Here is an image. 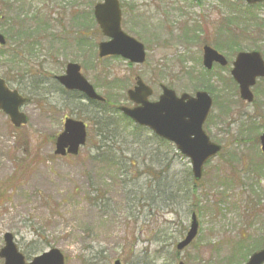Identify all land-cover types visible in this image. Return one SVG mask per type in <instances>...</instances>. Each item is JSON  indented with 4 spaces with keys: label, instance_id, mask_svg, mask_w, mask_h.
Returning <instances> with one entry per match:
<instances>
[{
    "label": "rangeland",
    "instance_id": "1",
    "mask_svg": "<svg viewBox=\"0 0 264 264\" xmlns=\"http://www.w3.org/2000/svg\"><path fill=\"white\" fill-rule=\"evenodd\" d=\"M119 1L122 30L145 47L142 65L98 58L97 45L107 39L92 21V9L102 0H0V21L9 22L14 40L40 41L33 56L14 40L0 50V78L30 100L22 108L28 122L19 129L0 113V249L3 235L11 233L27 262L37 241L44 251L58 249L65 264H245L253 241L264 238L258 142L264 132V79L251 89L254 103L247 105L239 100L230 66L207 72L201 57L208 45L229 62L239 50H258L264 59V25L246 26L250 18L264 19V3ZM19 25L25 35H16ZM67 63L79 65L109 103L103 118L116 131L107 145L89 121L100 109L64 94L53 79ZM136 77L152 88L150 102L161 94L160 84L176 95H193L203 83L211 90L203 129L222 150L204 165L197 184L189 160L172 144L117 112L131 105L126 92ZM67 117L86 123L88 139L78 156L60 158L53 155L52 138ZM97 156H112V162ZM193 212L198 235L177 254Z\"/></svg>",
    "mask_w": 264,
    "mask_h": 264
},
{
    "label": "water",
    "instance_id": "2",
    "mask_svg": "<svg viewBox=\"0 0 264 264\" xmlns=\"http://www.w3.org/2000/svg\"><path fill=\"white\" fill-rule=\"evenodd\" d=\"M198 1V0H193ZM248 4L263 2L264 0H244ZM94 18L108 41L98 44V57H121L131 64H143L145 61L144 46L134 38L128 36L121 29V9L118 0H103L94 7ZM5 40L0 35V45ZM214 63L220 66L227 64L226 60L210 47H203L202 65L210 70ZM231 76L238 85L239 98L251 103L253 95L250 88L254 86L256 78L264 77V62L258 52L238 53L232 63ZM65 89L76 90L88 100L104 102L95 93L93 87L80 74L77 64H67L65 74L55 78ZM162 94L157 102H149L152 95L149 87L137 78L135 87L127 92L128 99L135 107L121 106L119 111L129 117L135 124L150 129L159 138L172 142L177 150L190 160L193 179L198 181L202 177L203 165L220 152L221 147L212 143L204 133L202 126L211 107V99L207 93L200 91L195 95L175 93L161 86ZM18 92L10 91L0 79V112L6 115L15 128L27 123V117L20 112V107L27 102ZM86 127L82 121L67 118L62 132L56 137L54 155L64 157L76 156L79 148L85 145ZM260 149L264 157V133L259 137ZM198 222L193 213L190 226L185 237L176 245L178 252L186 249L195 239ZM4 246L0 249V259L3 264H64V257L56 249H50L34 257L29 263L18 251L13 236L5 233ZM114 264H119L115 262ZM182 264V263H179ZM246 264H264V248L252 254Z\"/></svg>",
    "mask_w": 264,
    "mask_h": 264
},
{
    "label": "trees",
    "instance_id": "3",
    "mask_svg": "<svg viewBox=\"0 0 264 264\" xmlns=\"http://www.w3.org/2000/svg\"><path fill=\"white\" fill-rule=\"evenodd\" d=\"M92 5H93V3L90 1L89 7H91ZM75 15H77V14H74L72 16V20H74L76 18ZM5 25H9V23L8 24H5ZM2 27H3V25H0V32L3 30ZM8 27H9V30L6 31V36H7V38H8L9 41H12L13 42L14 38L12 37L11 33L14 32V31L11 30V26L10 25ZM19 28H20L19 29V32H17L16 35L21 34L20 31L23 30L22 26H20V25H19ZM21 35H25V34H21ZM19 40H17V41L14 40L15 45L18 48L19 47H23L25 50H27L26 51L27 53H31L34 50L33 47L36 45V44H34V38H32V40H31V39H28V36H27V39H25L23 41H20V42H19ZM7 45L8 44H6V46ZM30 55H33V54L31 53ZM112 83L116 84L118 82L115 79L114 81H112ZM198 88H201L202 90H205L208 93H211V90L209 89V87H208L207 84H204V83L203 84H200V86ZM198 88H196V89H198ZM91 105L102 109V111H97V114H100V115H105L104 108L109 107L108 101H107L106 104H97V103L94 104L93 103ZM89 121H91L93 123V128L98 129L97 136L100 137V140H101L100 143H102L103 145H107V143L110 140V138H114L115 137L114 135H111L110 134V132L113 129V123L111 122L110 118H90ZM113 131H116V130L113 129ZM53 141H54V137L52 138V142ZM110 154H112V153H110ZM97 157H100V156H97ZM103 158H107V156L106 157H103ZM111 158H112V156L108 157L106 160L109 161V163H111L112 162V160H110ZM13 183H14L13 180H9L8 181V184L13 185ZM263 246H264V238H261L260 240L259 239H256L255 241H253V244L248 248L247 253H252V252H254L256 250H259ZM43 251H44V246L42 244H40L39 242L34 241V249L31 252H29L28 255H34L35 256L37 254H40Z\"/></svg>",
    "mask_w": 264,
    "mask_h": 264
},
{
    "label": "flooded vegetation",
    "instance_id": "4",
    "mask_svg": "<svg viewBox=\"0 0 264 264\" xmlns=\"http://www.w3.org/2000/svg\"><path fill=\"white\" fill-rule=\"evenodd\" d=\"M251 6H255V5H251ZM228 67H226L225 69H227ZM229 72H230V70H229Z\"/></svg>",
    "mask_w": 264,
    "mask_h": 264
}]
</instances>
